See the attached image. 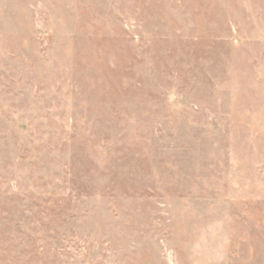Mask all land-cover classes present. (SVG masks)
Masks as SVG:
<instances>
[{
    "label": "rangeland",
    "instance_id": "rangeland-1",
    "mask_svg": "<svg viewBox=\"0 0 264 264\" xmlns=\"http://www.w3.org/2000/svg\"><path fill=\"white\" fill-rule=\"evenodd\" d=\"M0 264H264V0H0Z\"/></svg>",
    "mask_w": 264,
    "mask_h": 264
}]
</instances>
